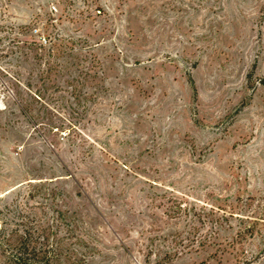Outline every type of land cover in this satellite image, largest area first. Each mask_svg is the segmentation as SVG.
<instances>
[{
    "label": "rangeland",
    "instance_id": "1",
    "mask_svg": "<svg viewBox=\"0 0 264 264\" xmlns=\"http://www.w3.org/2000/svg\"><path fill=\"white\" fill-rule=\"evenodd\" d=\"M17 237L264 264V0H0V264Z\"/></svg>",
    "mask_w": 264,
    "mask_h": 264
},
{
    "label": "trees",
    "instance_id": "2",
    "mask_svg": "<svg viewBox=\"0 0 264 264\" xmlns=\"http://www.w3.org/2000/svg\"><path fill=\"white\" fill-rule=\"evenodd\" d=\"M16 244L13 247V250L10 254V264H49V259L45 258L39 260L36 258V253H34V249H29V246L26 241L22 240V237L15 240Z\"/></svg>",
    "mask_w": 264,
    "mask_h": 264
}]
</instances>
